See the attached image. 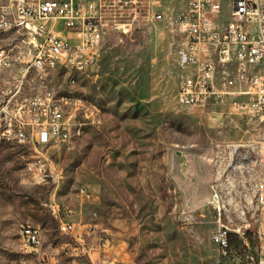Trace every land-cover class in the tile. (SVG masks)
<instances>
[{
    "label": "rangeland",
    "instance_id": "1",
    "mask_svg": "<svg viewBox=\"0 0 264 264\" xmlns=\"http://www.w3.org/2000/svg\"><path fill=\"white\" fill-rule=\"evenodd\" d=\"M162 5L169 9L159 22L108 32L98 62L86 71L0 66V107L49 90L69 102L71 128L65 141L37 144L0 132V264H92L64 249L71 239L60 231L52 201L78 222H98V235L109 231L104 257L113 264H218L209 203L216 144L259 140L264 126L236 112L232 98L205 107L177 100L185 39L177 19L186 0ZM19 36L17 27L2 31L0 49ZM38 161L45 174L32 177L29 165ZM83 186L92 200L82 196ZM25 223L41 228L49 261L23 241Z\"/></svg>",
    "mask_w": 264,
    "mask_h": 264
},
{
    "label": "built area",
    "instance_id": "2",
    "mask_svg": "<svg viewBox=\"0 0 264 264\" xmlns=\"http://www.w3.org/2000/svg\"><path fill=\"white\" fill-rule=\"evenodd\" d=\"M0 33L17 27L19 37L0 49V66L47 72L58 67L80 72L94 66L108 32L134 33L164 19L163 0H0ZM225 16L229 19L223 20ZM177 26L184 34L177 100L191 107L232 98L236 112L256 116L264 126V0H186ZM40 55H48L40 64ZM11 97L0 107V132L21 144L65 141L70 122L49 90L23 100ZM257 153V157H254ZM259 165V168H258ZM32 177L45 174L43 162L29 165ZM82 196L93 199L81 187ZM209 203L215 214L211 240L218 264H264V137L223 141L212 159ZM59 229L69 235L70 255L92 264H113L105 258L112 238L93 220L78 222L68 208L52 201ZM97 215V212H94ZM25 244L43 261L41 228L21 226ZM252 239L255 246L252 248ZM66 245V246H65ZM68 251V252H69Z\"/></svg>",
    "mask_w": 264,
    "mask_h": 264
},
{
    "label": "bare ground",
    "instance_id": "3",
    "mask_svg": "<svg viewBox=\"0 0 264 264\" xmlns=\"http://www.w3.org/2000/svg\"><path fill=\"white\" fill-rule=\"evenodd\" d=\"M48 55H40V64H47Z\"/></svg>",
    "mask_w": 264,
    "mask_h": 264
},
{
    "label": "crops",
    "instance_id": "4",
    "mask_svg": "<svg viewBox=\"0 0 264 264\" xmlns=\"http://www.w3.org/2000/svg\"><path fill=\"white\" fill-rule=\"evenodd\" d=\"M79 222H82V221H79ZM75 257H80V256L75 255Z\"/></svg>",
    "mask_w": 264,
    "mask_h": 264
}]
</instances>
